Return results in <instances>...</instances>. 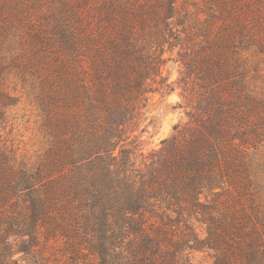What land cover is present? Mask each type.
<instances>
[{"label": "trees", "instance_id": "trees-1", "mask_svg": "<svg viewBox=\"0 0 264 264\" xmlns=\"http://www.w3.org/2000/svg\"><path fill=\"white\" fill-rule=\"evenodd\" d=\"M20 87L33 152L3 133ZM176 88L187 120L146 153L151 96ZM192 251L264 264V0H0V264Z\"/></svg>", "mask_w": 264, "mask_h": 264}, {"label": "rangeland", "instance_id": "rangeland-1", "mask_svg": "<svg viewBox=\"0 0 264 264\" xmlns=\"http://www.w3.org/2000/svg\"><path fill=\"white\" fill-rule=\"evenodd\" d=\"M181 65L169 61L164 69L165 76H169V81H176L180 76ZM20 91V102L10 110L8 121L4 124L3 133L8 134V138L19 144L23 150L29 152L36 151L42 146V135L38 130V111L31 103L26 93ZM149 118L145 122L154 118L143 136L142 147L147 153L153 148L160 147L162 139L168 137L173 132V126L181 119L187 120L184 98L181 89L176 88L171 93L162 94L156 92L152 94L149 108ZM16 257L22 258V254ZM190 258L193 264H213V259L206 251H192Z\"/></svg>", "mask_w": 264, "mask_h": 264}]
</instances>
